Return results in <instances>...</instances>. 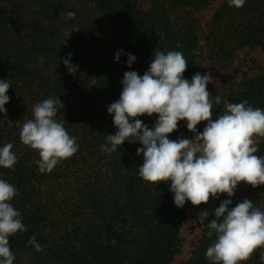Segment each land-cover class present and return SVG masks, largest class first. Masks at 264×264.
Segmentation results:
<instances>
[{"label":"trees","instance_id":"16d2710c","mask_svg":"<svg viewBox=\"0 0 264 264\" xmlns=\"http://www.w3.org/2000/svg\"><path fill=\"white\" fill-rule=\"evenodd\" d=\"M209 1L0 0V80L12 85L7 111L0 113V148L12 143L17 156L12 169L0 167V179L16 187L11 203L26 228L9 237L13 264H169L180 251V226L189 201L178 208L170 183L154 185L140 178L139 141H125L111 154L101 145L117 131L107 108L119 99L124 73L142 76L155 50L182 52L188 60L183 75L191 81L202 56L228 61L243 47L264 49V0H245L241 8L222 0L203 36L193 11ZM93 9L101 18L89 12ZM70 11L75 13L72 20L67 19ZM128 54L136 57L131 68ZM64 59L78 66L75 75L68 74ZM208 91L213 100L221 98L213 105V120L223 113L224 101L247 100L264 109V71H244L239 82ZM57 97L64 108L56 120L79 148L51 173H40L39 154L21 142L20 129L33 118L36 103ZM138 119L153 129L158 116ZM186 124L180 121L169 139L192 138ZM205 126L201 122L197 130ZM256 155L264 156V138ZM238 187L232 197L221 194L197 206L209 216L200 217L201 236L184 264H211L206 251L216 237H208L207 224L225 199L232 201L229 210L249 199L264 211V185ZM32 236L42 251L28 243ZM260 251L264 249L242 264H260Z\"/></svg>","mask_w":264,"mask_h":264},{"label":"clouds","instance_id":"9594fccd","mask_svg":"<svg viewBox=\"0 0 264 264\" xmlns=\"http://www.w3.org/2000/svg\"><path fill=\"white\" fill-rule=\"evenodd\" d=\"M244 4L245 0H229L230 7L241 8ZM74 18V12L67 13V19ZM70 34L66 33L68 37ZM180 46L178 42L177 47ZM120 52L116 54V62ZM135 59L128 54L129 68ZM62 63L68 74L75 75L78 71L70 59ZM187 66L188 60L182 52L165 54L155 50L154 59L142 76L136 71L125 72L119 99L107 108L117 131L108 134L107 144L101 145L103 152L111 154L125 141H139L142 147L137 148V155L143 156L140 178L154 185L170 183L178 208H183L186 201L199 206L221 194L232 197L242 182L252 188L264 185V156L256 155L259 138H264V109L253 107L247 100L224 101L223 113L213 120V105L221 103L219 96L213 100L207 90L213 79L210 74L198 72L189 81L183 75ZM10 87L9 81L0 80V113L7 111ZM63 108L58 97L44 99L34 105L33 118L26 120L20 129L21 142L39 154L36 163L40 173H51L59 162L78 151L76 138L56 120ZM153 114L158 116L153 129L138 119ZM180 121L187 122L188 131L194 134L192 139L183 136L178 140L169 139L178 130ZM201 122H206L202 132L197 130ZM12 149V143L0 148V167L12 169L17 163ZM17 194L14 185L0 179V264H13L15 256L9 237L26 231L20 212L11 203ZM231 204V199L222 201L214 209L216 219L207 224L208 237L213 234L216 237L206 251L211 264H242L257 250L264 249V211L249 199L229 210ZM201 216L207 218L208 210L202 211ZM28 243L42 251L35 236ZM259 256L260 264H264V251Z\"/></svg>","mask_w":264,"mask_h":264},{"label":"rangeland","instance_id":"374dc122","mask_svg":"<svg viewBox=\"0 0 264 264\" xmlns=\"http://www.w3.org/2000/svg\"><path fill=\"white\" fill-rule=\"evenodd\" d=\"M221 1L222 0H210L205 7L193 11L203 36L207 31V25L211 21V15L214 9ZM88 7L93 8V5H88ZM89 12H94V14L101 18V15L95 12L94 9ZM199 63V73L201 75L210 74L213 79V83L207 85V90L220 91L233 83L239 82L243 77L244 71L247 73L257 72L261 69L264 71V49L258 46H246L236 50L231 60L215 61L202 56L199 59ZM261 139L262 138H259V140ZM247 186V184L242 183L238 187V190L242 191L246 189ZM200 222L201 218L197 206H193L189 201L185 211V218L180 226V251L172 258L169 264H184L190 257L202 233Z\"/></svg>","mask_w":264,"mask_h":264}]
</instances>
